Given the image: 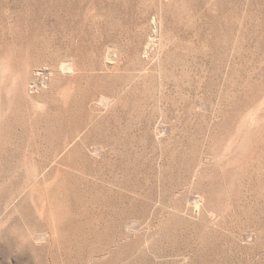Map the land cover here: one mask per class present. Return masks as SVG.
<instances>
[{
  "label": "rangeland",
  "instance_id": "374dc122",
  "mask_svg": "<svg viewBox=\"0 0 264 264\" xmlns=\"http://www.w3.org/2000/svg\"><path fill=\"white\" fill-rule=\"evenodd\" d=\"M0 264H264V0H0Z\"/></svg>",
  "mask_w": 264,
  "mask_h": 264
},
{
  "label": "bare ground",
  "instance_id": "6f19581e",
  "mask_svg": "<svg viewBox=\"0 0 264 264\" xmlns=\"http://www.w3.org/2000/svg\"><path fill=\"white\" fill-rule=\"evenodd\" d=\"M151 48V47H150ZM101 102V101H100Z\"/></svg>",
  "mask_w": 264,
  "mask_h": 264
}]
</instances>
